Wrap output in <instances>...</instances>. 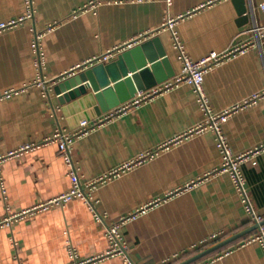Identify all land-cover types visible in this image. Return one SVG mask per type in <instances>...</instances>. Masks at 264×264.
<instances>
[{"label":"crops","instance_id":"obj_1","mask_svg":"<svg viewBox=\"0 0 264 264\" xmlns=\"http://www.w3.org/2000/svg\"><path fill=\"white\" fill-rule=\"evenodd\" d=\"M209 1L33 0L30 18L0 32V92L20 90L0 100V153L40 142L58 127L71 132L80 120L111 112V118L70 146L81 180L140 153H156L92 191L93 204L105 215L104 221L95 219L82 199L74 198L63 206L27 215L11 227L0 226V264H69L68 241L80 259L97 257L108 248L105 225L140 207L145 210L121 229L132 264H177L183 255L202 251L210 242L215 244L253 224L229 176L208 174L221 164L211 130L160 147L204 117L190 83H173L150 99L130 105L142 91L161 83L159 80L173 82L180 73L178 52L163 23L167 17L182 15L173 29L193 60L248 43L244 52L215 63L205 73L203 87L213 112L236 107L221 125L234 154L264 145V39L249 31L264 26V0ZM243 6L246 12L240 14ZM25 15V0H0V22ZM38 35L41 67L36 64L34 48ZM154 38L165 50L172 75L161 63L157 72L140 80L142 89L133 94L123 83L108 95L107 101L114 105L104 111L90 89L59 103L57 97L73 88L56 95L54 84L103 62L79 69L77 65L117 48L102 65L112 64L118 54L142 43L156 53ZM141 45L135 53L143 59ZM149 64L147 61L145 67ZM40 78L43 84L38 83ZM113 83L110 79L108 87ZM253 95L258 96L251 101ZM122 106L126 108L115 113ZM254 160L255 164L244 162L241 170L248 202L263 221L264 151ZM68 171L55 143L6 159L0 170L5 186L4 199L0 193V220L6 207L11 213L18 212L66 191ZM257 229L192 264H264L260 245L245 242ZM90 264L128 262L115 255Z\"/></svg>","mask_w":264,"mask_h":264},{"label":"built area","instance_id":"obj_2","mask_svg":"<svg viewBox=\"0 0 264 264\" xmlns=\"http://www.w3.org/2000/svg\"><path fill=\"white\" fill-rule=\"evenodd\" d=\"M169 1V0H167ZM218 1V0H210L209 2ZM92 2L90 4H94ZM26 6V15L22 17H18L16 19H10L7 21L0 22V32L5 31L7 29L13 28L19 23L23 22L24 19L30 18L33 13V0H25ZM264 7V5H262ZM182 15L177 16L176 18L167 17L163 23V26L168 28L172 35L173 46L178 52V57L181 61V71L178 75H176L173 79V82L165 81L161 82L158 85L153 86L152 88L142 91V93L138 94L132 101L130 105H136L142 100L150 99V97L154 96L158 92L169 88L172 86L173 83L179 82H188L191 84L193 91L196 95L197 102L204 113V117L202 121L196 124L194 127L186 130L183 134L174 137L173 139L162 143L160 147H164L169 145L170 143H177L182 138L191 133L200 132L206 129L211 130L214 133L215 137V145L218 149L221 157V164L217 169H214L212 172L208 174L217 175L220 173H225L229 176L235 191L238 193L242 203L245 205V210L250 217V221L252 223L260 222L261 218L256 215L254 210L251 208L248 198L247 192L245 187V179L241 170V166L244 162L250 161L252 164H255L254 157L260 151H264V145L257 147L254 150L246 151L243 153L234 154L224 136L222 131V123H224L230 113L236 110V107H232L231 109H226L219 113H215L212 111L207 94L204 91L203 87V78L205 73L217 62L222 61L225 58L230 56L236 55L238 53H242L247 49V44H239L235 45L231 49L224 51L222 53H210L209 55L202 57L197 60H193L188 57L184 51L183 44L179 40L176 32L174 31L173 27L176 20L182 18ZM249 31L253 34H256L257 39H264V26H253ZM39 35L35 37L34 48L37 50V59L36 64L41 67L43 62V57L38 50V39ZM136 42V41H134ZM126 46V45H124ZM117 49V48H116ZM108 50L104 54L94 57L90 59L84 65H77L76 68L87 67L89 64L93 62H108L112 56L114 51L116 50ZM85 67V68H86ZM72 73H74L72 71ZM39 84H43L44 80L39 79ZM19 89H5L4 91L0 92V100L9 98L13 95L19 93ZM258 95H253L251 97V101L255 100ZM125 106L119 107L115 110V113L121 112L125 109ZM114 112L110 114L98 117L92 120H80L78 126L73 131H65L62 128L58 127L52 134L44 137L40 142H31L25 143L16 147L14 149L8 150L5 153H0V170L2 163L11 157H18L23 153L31 151L32 149L40 146L41 144L45 143H55L58 147V152L63 158L66 165L69 167L68 177L70 180L69 188L60 193L59 195L50 198L46 201L39 202L34 206L30 207L29 209H24L18 212L11 213L9 208H7L6 215L0 220V226L11 227L16 221H19L25 218L27 215H31L37 211H43L53 206H63L65 203L69 202L74 198H80L83 202L88 206V208L93 212L95 219L104 221L105 215L100 214L94 204L92 198V191L101 184H104L112 179L119 177L122 173L130 170L132 167L136 166L137 164L142 163L146 159H151L155 156V151H147L138 154L135 157H132L126 161L120 162L117 165H114L102 173L92 177L90 179L81 180L80 176L78 175L77 167L73 162L70 154V146L73 141L83 135H86L90 130L95 129L97 126L101 125L105 120L111 118ZM0 193L2 198H5V186L3 183V178L0 173ZM145 210V207H140L136 211L122 216L116 221L108 223L105 225V235L108 239V248L107 250L98 255L97 257L80 259L78 254L73 247V245L68 241L67 243V251L69 257V264H90L96 260H100L103 258L119 255L127 259L128 264H132L129 260L128 251H127V243L122 236L121 229L122 227L131 220H134L139 213H142ZM246 243H257L263 250L264 253V226H259L257 231L250 235L247 239H245ZM17 243L13 242L14 249L16 251ZM19 264H22L20 261Z\"/></svg>","mask_w":264,"mask_h":264},{"label":"water","instance_id":"obj_3","mask_svg":"<svg viewBox=\"0 0 264 264\" xmlns=\"http://www.w3.org/2000/svg\"><path fill=\"white\" fill-rule=\"evenodd\" d=\"M238 3H240L243 0H234ZM246 12L245 7L240 8V14H244ZM152 42L155 44L156 47V53L152 52L146 44L142 43L136 45L135 47L128 49L126 51H123L122 53L118 54L116 56V60L114 63H106L105 66L102 64L94 65L90 67L89 69H84L78 73L73 74L72 76H69L67 79H64L63 81L56 83L53 85V92L56 95L61 94L62 92H65L66 89L73 88L72 91H68L67 93H63L62 95H59L58 101L60 104H64L66 101H69L71 99H74L75 97H78L82 94L86 93L87 89H90L92 92H94V98L96 99L98 105L100 108L104 111L108 108L112 107L114 104H111L107 101L108 95L113 94L114 91H117L123 83H125L127 86H129V91L131 94H133L136 89L140 90L142 89V83L141 79H144L147 77L149 72H157L158 69H160L161 63L166 67L168 74L172 75L170 73V67L168 64V59L165 56V50L163 47L160 46L158 43V39L154 38ZM141 45L142 48V55H144V58L142 59L141 55H136L135 51L138 49ZM162 59H157L158 57ZM150 63L148 67L146 66V63ZM115 64V68L112 67V65ZM104 67L105 69H101ZM138 69V72L136 73V70ZM129 72L132 74L129 76ZM108 75L110 77H108ZM121 76L124 77L123 80H120ZM113 81L112 87H108L109 81ZM163 79L159 80V82H162ZM132 82L136 86V88L132 87ZM84 83V84H82ZM82 84V85H81ZM154 84H151V86ZM78 86V87H76ZM100 88H102L101 91H98ZM264 224V220L260 221L258 223H253L251 226L247 227L246 229L233 234L205 249L202 251H199L198 253L182 260L181 262L177 264H190L195 262L196 260L201 259L205 255L227 245L228 243L236 240L237 238L255 230L260 225Z\"/></svg>","mask_w":264,"mask_h":264},{"label":"trees","instance_id":"obj_4","mask_svg":"<svg viewBox=\"0 0 264 264\" xmlns=\"http://www.w3.org/2000/svg\"><path fill=\"white\" fill-rule=\"evenodd\" d=\"M216 242V241H215ZM214 244V241L213 242H210L209 244H208V246H211V245H213ZM221 249V248H220ZM199 250H201V249H199ZM219 249H217V250H215V251H213V252H211V253H209V254H207V255H205L204 257H206V256H208V255H211V254H213V253H215V252H217ZM193 252H195V251H191L189 254H185V255H183L180 259H178L177 261H180V260H183V259H186V258H188L187 256H191V255H193V254H195V253H197L198 251H196L195 253H193ZM204 257H202V258H204ZM176 261V262H177ZM197 261V260H196ZM195 261V262H196ZM175 262V261H174ZM174 262H169V263H167V264H175ZM194 263V262H193ZM190 264H192V263H190Z\"/></svg>","mask_w":264,"mask_h":264}]
</instances>
